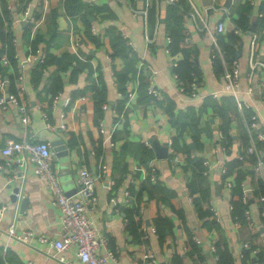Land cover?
Segmentation results:
<instances>
[{"label": "crops", "instance_id": "0c3cea01", "mask_svg": "<svg viewBox=\"0 0 264 264\" xmlns=\"http://www.w3.org/2000/svg\"><path fill=\"white\" fill-rule=\"evenodd\" d=\"M25 1L0 0V49L5 45L1 33L6 31L12 55L8 64L0 66V76L6 82L3 92L15 95L19 104H25L29 115L27 130L33 140L53 143L61 139L67 145L68 157L52 156L65 191L75 186L82 164L99 174L95 182L97 207L92 217L106 235V246L114 252L118 264H201L202 260L217 264L222 250L232 258L227 264H264V218L257 200L259 178L253 171L252 156L246 155L234 164L237 154L243 151L246 129L236 100L221 92L225 79L220 63L211 58L210 44L214 35L220 41L223 38L224 44L233 38L240 65L237 95L249 105L244 115H256L254 131L260 135L256 140L263 147L264 68L250 67L249 60L254 57L264 63V0H229L227 5V0H210L208 5L212 8L207 11L204 29H197L193 21L183 17L182 32L187 41L181 45L192 50L190 58L202 76L195 96L179 91L173 77L172 63L181 53L173 56L167 50L169 4L159 1L154 20L148 23L147 17L146 23L141 15L133 16L130 11V7L145 8L146 0H80L82 7L75 8L73 14L66 10V0H28L37 17L31 23L22 19ZM192 1L204 15L203 0ZM245 4L250 6V13L239 21L240 7ZM218 22H223V31L215 30ZM235 25L251 31L235 33ZM146 27L150 33L156 29L155 40L148 47ZM112 29L126 34L136 57L134 63L112 55ZM252 32L257 37L251 55ZM36 47L46 51L50 64L38 80L35 68L26 69L25 89L18 91L14 85L20 71L18 57L22 59ZM65 56L71 63L60 69ZM142 57L145 80L151 79L159 89L160 102L139 101L137 92L130 99L125 116L114 127L118 118L113 109L128 98V93L136 91L139 77L135 72ZM122 73L125 75L120 78ZM54 77L59 78V89L52 95L49 83ZM11 83L14 87H10ZM249 87L252 91H248ZM97 90L108 107H101L96 117ZM215 92L218 95L213 97ZM228 97L234 101L229 106L222 105ZM188 111L193 114V123ZM172 115L176 118L173 122ZM21 118L17 106L0 107V145L8 139H22L26 127ZM181 123L191 125L181 130ZM143 147L151 150L150 156L145 155ZM197 157L202 160L204 177L194 182L196 168L191 160ZM149 162L156 167L155 181L148 175ZM101 165L105 166L104 171ZM16 171L14 165L0 171V205L6 206L0 213L2 229H8L14 216L16 199L12 200V192L19 181H9V177ZM227 181L232 183L231 189L226 186ZM243 186L249 189V202L242 218L235 220L233 202L241 201ZM199 188L206 199L201 197ZM125 191L131 196L126 198ZM21 193L18 228L30 229L35 236L27 242L10 240L5 251L0 248V264H66L57 259L61 254L75 260L74 248L58 252L50 242L58 236L59 210L34 173L31 161L27 163ZM133 193L139 195L137 200ZM136 207L138 213L134 214L130 210ZM210 207L218 220L213 218ZM129 211L131 216L126 215ZM130 220L135 221L133 230L129 228ZM155 222L161 224L163 231H149L144 238L138 225L157 229ZM41 234L46 241L38 239ZM105 264L113 262L107 257Z\"/></svg>", "mask_w": 264, "mask_h": 264}, {"label": "built area", "instance_id": "2783aa9c", "mask_svg": "<svg viewBox=\"0 0 264 264\" xmlns=\"http://www.w3.org/2000/svg\"><path fill=\"white\" fill-rule=\"evenodd\" d=\"M92 0H87L91 2ZM163 1L169 5H179L183 11V17L193 21L197 29H204L207 27V11L212 7L206 5L204 8V15H201L196 5L192 0H188L189 7L185 9L182 7L178 0H146V7L138 9L135 7H130V11L133 16L141 15L146 23L148 16V8L154 6L155 9L158 7V2ZM25 9H23V20L26 22L34 23L37 20V17L31 11V3L26 0L24 2ZM157 22V19H156ZM94 32L95 28L92 27ZM215 30L217 32L224 30L223 22H218L215 25ZM235 33L240 31L249 33L251 30H243L238 25H235L233 28ZM122 37L126 40V43L130 45V42L126 38V34L120 32ZM156 29L153 33L149 32V29L145 30V39L147 47L148 45L155 40ZM252 40V54L255 47L256 33H251ZM168 44L171 41V38L167 36ZM187 38L184 37L183 42L186 43ZM211 58H218L222 63L223 76L225 83L221 89V92L228 93L234 97L237 102V107L239 113L243 117V123L246 129V133L249 137V144L245 149L246 153L254 154L255 163L253 165V171L264 181V159L262 157L263 149L258 148L255 140L256 137H260L254 131L256 127V115L252 114L249 119L244 115V109L248 107V103L245 100L238 98V88H239V78H240V65L238 58H233L230 61H227L224 58L222 49L218 44V39L214 35L211 37ZM169 52V48L167 49ZM13 58H17L16 54L13 55ZM47 59V53L41 47H36L32 53H28L22 59L18 57V64L20 66V71L15 79V88L18 91H24L25 86V70L32 69L38 66L45 64ZM9 63V58L5 53L0 57V66L6 65ZM250 67L255 68L257 65H260L264 68V63L258 61L254 57H251L249 60ZM145 61L140 58L137 68V79L141 72L144 70ZM173 66L177 64L176 61H173ZM45 70V68H44ZM192 78L190 81H183L178 77L177 73H173L174 80L177 84L179 91L188 93L191 96L198 95L200 89V75L198 71H193L191 74ZM136 79V80H137ZM5 80L0 76V107L6 108L9 105L17 106L18 110L22 114V121L25 124L26 130L25 134L20 140L8 139L2 145H0V171H7L11 166H16L17 171L9 177V181L14 179L18 180V190L15 192L16 203L15 210L12 222L9 224L8 229H2L0 227V248L5 251L9 245L10 240H19L27 242L30 238L34 237L35 234L30 229L20 230L18 228L20 211L19 203L23 198L21 189L26 178L27 163L29 161L33 164V171L39 177V179L44 183L45 189L50 195L51 202L59 210V231L56 239L50 240L55 251L61 252L68 249L74 248L75 260L66 258L64 255L58 256V260L66 264H105L106 258L111 259L113 264H118V259L115 256L114 252L107 248V237L100 232L99 228L96 226L95 220L92 217V213L97 207V194L95 190V182L99 174L94 173L89 167L85 164H82L77 173V179L75 184V192L73 194H66L65 190L61 187L58 170L52 163V156L54 151L52 148V143L48 140H33L32 135L29 134L27 126L29 123V115L24 103H18L17 98L13 94H6L3 92L4 87L6 86ZM139 84V83H138ZM252 88L249 87L248 91H252ZM147 93L150 94L154 99L160 100L161 93L159 89L153 84L151 79H148ZM136 95V91L128 93V100L124 104L123 109L119 112L117 109H113V113L118 118L115 122L114 127L123 119L126 111L130 106V99ZM213 97H216L218 93H212ZM107 103L102 104V108H107ZM46 118L45 113L43 114ZM114 127H112L114 129ZM100 131L103 132L104 128L101 126ZM221 135V133H220ZM171 144V142H169ZM146 144L150 143L146 141ZM171 151V150H170ZM245 154L242 152L237 154L239 160H243ZM206 165V162L203 163ZM148 175L150 180H156V167L152 163H148ZM102 170L104 171L105 166L101 165ZM19 171V172H18ZM205 172V171H204ZM228 188H232V183L230 181L226 182ZM244 187V186H243ZM249 189L246 187L242 188L241 201L245 204L249 202L250 194L248 193ZM124 195L128 198L130 195L129 191H125ZM114 200V198H111ZM257 200L260 202V213L264 218V193L257 197ZM5 205H0V213H3L5 210ZM214 219L218 220L217 213L209 208ZM246 215L248 216V209L245 210ZM235 220H238V217L235 216ZM140 231L143 233V237L146 238L151 233L156 232L154 226H146L141 224L139 227ZM40 241H46L47 238L44 235L37 236ZM195 242L200 243L198 238L194 239ZM100 249L103 250V253H100ZM214 250V248H212ZM150 257L153 255L150 254ZM30 264V263H29ZM135 264V263H133ZM202 264H210L208 261H203Z\"/></svg>", "mask_w": 264, "mask_h": 264}, {"label": "trees", "instance_id": "16d2710c", "mask_svg": "<svg viewBox=\"0 0 264 264\" xmlns=\"http://www.w3.org/2000/svg\"><path fill=\"white\" fill-rule=\"evenodd\" d=\"M185 2H186V0H178V3L182 7L187 9V7H185L186 6ZM65 5H66V8H67L66 10L69 13H71V14L74 13V11L76 10L75 8H78V6H80V8L82 7V5L80 3V0H66L65 1ZM249 8H250V6L248 4L242 5L240 7V11H239L240 18H239V21H241L244 18L245 19L248 18V14L250 13ZM77 11H80V10L77 9ZM244 11L247 12L246 15H244V13H243ZM154 12H155V7L151 6L149 11H148V16H147L148 17V23H151L154 20ZM182 15H183V11H182V9L180 8L179 5H169L167 7L166 23H167V27H168V31H169L168 36L171 38V41L168 44L169 45L168 46L169 52L173 56L175 54L181 53L180 57L178 59L174 58V61H176L177 64L175 66H173V73H177L178 77L181 80L187 82V81L191 80L192 72L193 71H196V72L198 71V73L200 75L199 79H200V84H201V80H202L201 77L202 76H201L200 69L196 65V62L193 60V58H190V54H191L192 50L190 48H185L183 45H181V42H183V40H184V34L182 32V22H183V16ZM243 29H246V28L243 27ZM110 36L112 38V44H113V46H112V49H113L112 55L113 56H120L123 59L127 58L129 61L134 63L136 61V57H133L134 52H132L131 47L126 43V40L122 37L121 33L119 31L115 30V29H112L110 31ZM1 38L3 39V42H4L5 45H2V49H0V57H1V55L3 53H5L7 55V57L9 59H11L12 55H11V51H10V47H11V45H10V36H7V32L4 31L3 33H1ZM218 44H219L220 48L222 49L224 58L227 61H230L233 58H237L236 57V49L234 48L233 38H230V40L228 39L226 44H224L223 38H221V41L218 40ZM214 59L217 60V62L220 63L221 68H222L221 61L218 58H214ZM70 63H71L70 60H68L67 56H65L64 59L59 63V68L60 69H64ZM48 64H50V59H49V55L47 54V59H46L45 64H43L41 66H38V67H35V70H36L35 79L37 78L36 80H38V78L40 77L41 73H43L44 68L46 69V66ZM0 69H1V67H0ZM222 71H223V69H222ZM143 72L140 73V75H139V84L136 86L137 87L136 88V93L138 92L139 101L146 100V99H153V100H155L157 102H160V100L154 99L150 94L147 93L148 79L145 80L146 76H145V74H143ZM122 74L123 75H118V76L120 78H123V76L125 74L124 73H122ZM135 74H136V72H135ZM58 80H59L58 77H54V78H52L50 80L49 90L52 93V95H54L57 92V90L59 89L58 88V84H57ZM10 87H14L13 83H11ZM233 98L232 97L231 98L228 97L226 102H223L222 105L229 106L230 105L229 102H231L232 100L234 101ZM127 100H128V98L125 97V99L122 100L121 102L118 101L119 103L117 105L118 106L117 110L119 112L123 109V106L127 102ZM105 101H106V99H105V97L103 95H101V91L97 90L95 95H94L96 117H97L98 111L101 110L102 104ZM187 114L190 117V121L193 123L194 118L191 117L193 114L190 113L189 111H188ZM249 118H250V116H247V119H249ZM171 120H172V122L176 120L174 115H172V119ZM189 124L191 125V123H188V124L187 123H181V126H182L181 130H184L186 128V126H188ZM223 135H224V137H226L225 133ZM226 138L228 139L229 137L227 136ZM243 142H244V147H243L242 153L245 154V156L246 155L252 156L253 159H254V163H255L254 154H248L245 151V149L247 148V146L249 144V137H248L247 133L245 134ZM255 143H256L258 148L262 149V145H260L257 140H256ZM143 148H144L145 155L147 157L150 156L151 155V150L149 148H145V147H143ZM262 157L264 159V151L262 153ZM191 161L193 163L192 165H194V167L196 168V174H195L194 182L201 181L203 179V177H204L202 175V171L204 170V167L202 165V160H201V158L197 157V158H194ZM241 161L242 160H239L238 158H236V161L234 162V164L240 163ZM258 178H259V180H258V185H257V188H258L257 191L261 195V194L264 193V181L260 177H258ZM197 190L200 192L201 197L203 199H206V197L203 195L202 188H199ZM133 196H134L135 200H137L139 198L138 194H134L133 193ZM192 196H193V200H195V199L197 200L198 197H196V195L194 197V195L192 194ZM233 204H234L233 208H234L235 215L238 217V219H240V217L242 218L243 209H244V207H246V204L243 203L240 200H236V202H233ZM130 211H133L134 214L138 213L137 207L134 208L133 210H130ZM130 211L127 212L126 215L131 216L130 215ZM128 219H130V217H128ZM128 219L126 218L127 222H128ZM134 224H135V221L130 220L129 228L131 230L134 229L133 228ZM155 224H156V227H157L156 232L157 231L162 232L163 228H162L161 224L159 222H155ZM139 227H140V224L138 225L137 229ZM141 234H142V232H141ZM231 260H232V258L230 256V254H228L226 250H222V252L219 254V259L217 260V264H227V263L231 262ZM202 261H204V260H202ZM202 261H201V264H202Z\"/></svg>", "mask_w": 264, "mask_h": 264}, {"label": "water", "instance_id": "95a60500", "mask_svg": "<svg viewBox=\"0 0 264 264\" xmlns=\"http://www.w3.org/2000/svg\"><path fill=\"white\" fill-rule=\"evenodd\" d=\"M228 1L229 0L226 1V5L228 4ZM203 3L205 5H208L211 3V1L210 0H203ZM52 148L54 151V156L57 159L65 158V157H68V155H69V149H68L67 145L61 139L54 141L52 143ZM17 190H18L17 187L13 188L12 200L16 199L15 192H17ZM75 190H76L75 187H73L72 189H68L65 192H66V194L70 195V194H73L75 192Z\"/></svg>", "mask_w": 264, "mask_h": 264}]
</instances>
